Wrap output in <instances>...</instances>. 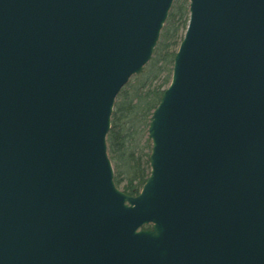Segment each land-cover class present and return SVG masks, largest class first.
Returning <instances> with one entry per match:
<instances>
[{
  "label": "water",
  "instance_id": "water-1",
  "mask_svg": "<svg viewBox=\"0 0 264 264\" xmlns=\"http://www.w3.org/2000/svg\"><path fill=\"white\" fill-rule=\"evenodd\" d=\"M174 1L0 0V264H264V0H189L150 176L114 181L116 97Z\"/></svg>",
  "mask_w": 264,
  "mask_h": 264
},
{
  "label": "trees",
  "instance_id": "trees-1",
  "mask_svg": "<svg viewBox=\"0 0 264 264\" xmlns=\"http://www.w3.org/2000/svg\"><path fill=\"white\" fill-rule=\"evenodd\" d=\"M189 5V0H175L152 59L134 82L130 80L122 88L115 101L108 153L116 185L130 196L138 195L150 176L152 142L148 128L171 82L175 55L188 26Z\"/></svg>",
  "mask_w": 264,
  "mask_h": 264
},
{
  "label": "rangeland",
  "instance_id": "rangeland-1",
  "mask_svg": "<svg viewBox=\"0 0 264 264\" xmlns=\"http://www.w3.org/2000/svg\"><path fill=\"white\" fill-rule=\"evenodd\" d=\"M137 75H138V74H137ZM137 75H135V76H137ZM135 76H133V77L131 78V81H132V82H134V81L136 80ZM121 188H122V186H121Z\"/></svg>",
  "mask_w": 264,
  "mask_h": 264
}]
</instances>
